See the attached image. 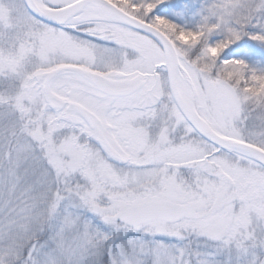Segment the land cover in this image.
Wrapping results in <instances>:
<instances>
[{
  "label": "snow or ice",
  "instance_id": "obj_1",
  "mask_svg": "<svg viewBox=\"0 0 264 264\" xmlns=\"http://www.w3.org/2000/svg\"><path fill=\"white\" fill-rule=\"evenodd\" d=\"M0 264H264V0H0Z\"/></svg>",
  "mask_w": 264,
  "mask_h": 264
}]
</instances>
